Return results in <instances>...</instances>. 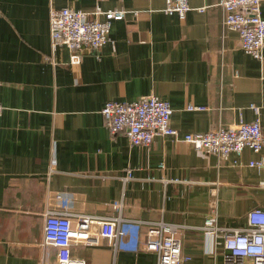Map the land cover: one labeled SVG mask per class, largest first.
Masks as SVG:
<instances>
[{"label": "crops", "instance_id": "obj_1", "mask_svg": "<svg viewBox=\"0 0 264 264\" xmlns=\"http://www.w3.org/2000/svg\"><path fill=\"white\" fill-rule=\"evenodd\" d=\"M220 1L190 0L181 21L163 11L165 0H0V264H57L56 248L45 243L44 213L59 207L60 193L74 214L187 227L186 264H219L222 254L207 252L198 229L211 212L212 191L220 223L245 226L249 211L264 207V171L248 164L264 154L247 148L238 165L232 158L218 168L183 138L161 135L150 147L132 146L108 132L101 111L109 101L153 95L170 103L172 127L186 134L252 122L255 105L264 129V62L243 51L237 32H223ZM96 7L127 13L113 22L110 42L77 66L67 64L66 50L54 57L50 11ZM261 9L264 18V1ZM189 105L205 110L190 112ZM139 243L129 228L117 250L101 240L75 244L72 255L87 264H158Z\"/></svg>", "mask_w": 264, "mask_h": 264}, {"label": "built area", "instance_id": "obj_2", "mask_svg": "<svg viewBox=\"0 0 264 264\" xmlns=\"http://www.w3.org/2000/svg\"><path fill=\"white\" fill-rule=\"evenodd\" d=\"M264 0H221L223 32L235 31L239 34L243 51L261 63L264 62V18L262 3ZM164 12L178 15L184 21L191 10L190 0H165ZM205 12V8L198 9ZM125 10H102L96 7L91 12L73 8L52 9L50 11L51 49L55 57L60 50L69 52V66L80 65L89 51L100 52L110 42L113 22L123 21ZM138 12L135 13L137 17ZM188 111L205 110L189 105ZM257 118L252 122L240 121L225 127L222 124L208 133H186L172 127L173 109L166 100L153 95L142 97L136 102L120 103L109 101L101 111L104 125L113 136H127L131 145L150 147L156 137L166 136L178 140L183 138L194 149L216 159L218 168L230 161L239 164V158L247 148L255 154H264V129L261 112L251 106ZM4 106L0 102V123ZM251 167L264 171V158L252 160ZM55 170L52 161L51 177ZM132 177L129 171L124 179ZM214 201L212 209L202 231L206 239V249L216 257L222 254L224 264H264V207L252 209L247 214L243 227H226L218 217L217 189L212 191ZM58 208L48 207L44 213V239L46 245L57 250V264H87L85 259H75L72 248L75 244L95 247L101 240H108L114 249H118L121 238L129 228H134L140 237L138 250L155 253L158 264H186L190 257L182 252L181 230L184 226L163 221H138L121 217H103L98 215L74 214L72 204L65 193L55 197ZM194 229V230H198ZM43 264H49L44 261Z\"/></svg>", "mask_w": 264, "mask_h": 264}, {"label": "rangeland", "instance_id": "obj_3", "mask_svg": "<svg viewBox=\"0 0 264 264\" xmlns=\"http://www.w3.org/2000/svg\"><path fill=\"white\" fill-rule=\"evenodd\" d=\"M223 259H224V257L221 256V259L219 260V264H224V260Z\"/></svg>", "mask_w": 264, "mask_h": 264}]
</instances>
